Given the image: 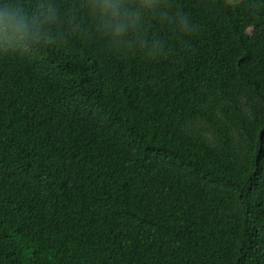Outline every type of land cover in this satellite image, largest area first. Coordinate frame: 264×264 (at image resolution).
Segmentation results:
<instances>
[{"label": "trees", "instance_id": "trees-1", "mask_svg": "<svg viewBox=\"0 0 264 264\" xmlns=\"http://www.w3.org/2000/svg\"><path fill=\"white\" fill-rule=\"evenodd\" d=\"M25 6L39 50L0 54V264H264V0H156L120 41L89 0Z\"/></svg>", "mask_w": 264, "mask_h": 264}, {"label": "clouds", "instance_id": "clouds-1", "mask_svg": "<svg viewBox=\"0 0 264 264\" xmlns=\"http://www.w3.org/2000/svg\"><path fill=\"white\" fill-rule=\"evenodd\" d=\"M156 0H89L90 12L99 18L113 41H120L133 33L145 13L155 10ZM175 22L179 30L196 38L200 25L181 12ZM41 24L35 10L25 6V0H0V48L2 55L32 53L41 45Z\"/></svg>", "mask_w": 264, "mask_h": 264}]
</instances>
